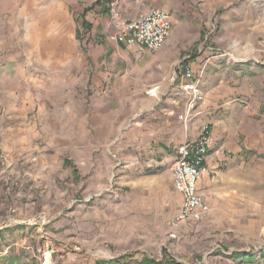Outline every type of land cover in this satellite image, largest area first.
<instances>
[{
  "label": "rangeland",
  "instance_id": "obj_1",
  "mask_svg": "<svg viewBox=\"0 0 264 264\" xmlns=\"http://www.w3.org/2000/svg\"><path fill=\"white\" fill-rule=\"evenodd\" d=\"M117 1L125 20L169 13L172 41L156 65L106 29H82L75 0H65L70 33L43 18L0 28V264L264 257V0ZM204 125L215 138L198 187L207 211L178 225L179 144L164 140H194Z\"/></svg>",
  "mask_w": 264,
  "mask_h": 264
},
{
  "label": "built area",
  "instance_id": "obj_2",
  "mask_svg": "<svg viewBox=\"0 0 264 264\" xmlns=\"http://www.w3.org/2000/svg\"><path fill=\"white\" fill-rule=\"evenodd\" d=\"M103 1L107 11L106 30L110 33L111 41L125 48L147 53H155L164 45L172 30L167 11L150 8L130 20H125L119 12L117 0ZM184 77L191 79V74L186 72ZM210 144V131L208 126L204 125L194 140L185 139L177 148L169 172L174 192L181 201L179 210L173 216V221L178 225L187 222L198 223L205 213L197 184L205 171L204 163ZM170 237L176 239L174 234ZM182 264L202 263L195 260Z\"/></svg>",
  "mask_w": 264,
  "mask_h": 264
},
{
  "label": "crops",
  "instance_id": "obj_3",
  "mask_svg": "<svg viewBox=\"0 0 264 264\" xmlns=\"http://www.w3.org/2000/svg\"><path fill=\"white\" fill-rule=\"evenodd\" d=\"M51 1L52 2H49L47 0H34V1H32V2H35L39 5V7L36 8V11L40 16L37 18H33V16L30 14L31 5L30 6L28 5L29 0H0V3L1 2H7V3L11 4L13 7H15V9L19 10V13L17 15L16 14L13 15V14H11V12H8V14H7L5 12V10H0V20L8 21L7 24H6V22H0V28H5L7 25L8 30H9L8 33L13 34V32L11 31V30H13L12 21H11L12 19H16V24L14 27H15V30L18 31V30L22 29L23 20H25L26 26H28V25H30L28 20H30L32 22V20L43 18V19H45V21L50 22V23H48V27H49L48 29L49 30L52 29L54 34H61L62 33L61 30H63L65 27H67L68 33H70L72 30H75V24L73 22V19L71 18V16H68L67 12L65 15V11H64V8L66 7L65 6V3H66L65 0H51ZM81 1H85V0H75V4L77 6L76 12L79 15H81V17H82L81 28L84 29V27L82 26V23L84 22L85 25L88 28H90L91 34H95L96 32H103L104 33V31H105L104 29H106V24H107V11L106 10L104 11L101 4L98 6L94 5V7H93V5H92L93 1H91V0L85 2V4L82 3V5H79L81 3ZM47 2H49L51 4V5H49L48 8L45 6V3H47ZM72 2H73V0H72ZM91 5H92L91 9H89L88 11H85V12L83 11L84 7L91 6ZM150 8H154V7H150ZM150 8H143V9L139 10L138 13H140L144 10L150 9ZM137 14H135V16ZM170 19H171V17H170ZM171 24H172V21H171ZM170 35H171V33H170ZM170 35L167 38L165 44L154 55H148L147 52L141 51L142 53H144V58L147 61V65L151 64V63L156 65V63L166 55L168 47L172 41V38ZM116 45H118V44H116ZM121 47H124V46H121ZM126 49H129V48H126ZM132 50L139 51L137 49H132ZM76 51H78V49H76ZM76 55H78V54H76ZM137 96L139 97L140 102H146V103L149 102V99L146 98V96H144V95H137ZM166 109H168V108H161L159 111L164 114V111ZM138 126H141V125L139 124ZM200 128H199V130H197V134L199 133ZM137 130H140V127H138ZM210 135H211V144L209 145L208 152H210L211 149L215 148V147H213L214 142H215V138H213L212 133H210ZM157 138L161 139V137H155L153 135H148V137H145L144 140L146 142H154L155 140H158ZM185 139H187V137L183 136V133L180 132V134L177 135V138L174 139L175 141L164 140V143L170 144V142H173L174 144L180 145L182 142L185 141ZM179 145H177L176 148H178ZM218 150H220V148H218ZM218 150L215 152H218ZM175 155H176V152H175ZM206 160H207V158L205 159V163H206ZM173 161H174V159H173ZM205 163H204V165H205ZM206 172L207 171L205 169L204 174ZM199 182L197 184L198 194H199V188H198ZM171 184H172V182H171ZM171 189H172V193L175 196H177L180 200V197L174 192L172 185H171ZM200 198H202V197H200ZM180 205H181V201H180L179 206H178L179 208H180ZM203 205L205 208V213H204V215H205L207 210H206V205L204 204V202H203ZM179 208H178V210H179ZM204 215H203V217H204ZM224 255H225L224 258L223 257H217L215 259L216 260L215 263L216 264H264V259H263L264 257L261 253L252 254V256H250V258H247V257L246 258L245 257L240 258V257H236L234 255L230 256L229 254H224ZM245 260H247V261H245Z\"/></svg>",
  "mask_w": 264,
  "mask_h": 264
},
{
  "label": "trees",
  "instance_id": "obj_4",
  "mask_svg": "<svg viewBox=\"0 0 264 264\" xmlns=\"http://www.w3.org/2000/svg\"><path fill=\"white\" fill-rule=\"evenodd\" d=\"M96 5L98 6V5H99V3H98V4L96 3ZM82 26H83V27H86V25H85V23H84V22L82 23Z\"/></svg>",
  "mask_w": 264,
  "mask_h": 264
}]
</instances>
